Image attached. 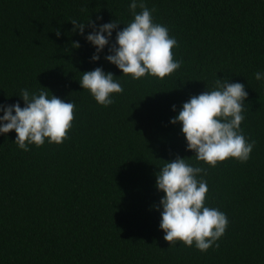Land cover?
<instances>
[{"label":"trees","instance_id":"16d2710c","mask_svg":"<svg viewBox=\"0 0 264 264\" xmlns=\"http://www.w3.org/2000/svg\"><path fill=\"white\" fill-rule=\"evenodd\" d=\"M143 2L177 41L181 67L162 80L123 76L105 59L134 19L132 0H0V105L24 107L21 90L41 87L75 105L60 145L24 152L14 131L0 134V264H264V79L254 76L264 73V0ZM73 19L120 24L98 61L86 40L93 29L74 33ZM98 67L123 89L107 107L79 83ZM217 79L245 86L240 129L255 146L247 162L213 168L170 121ZM177 156L205 169L197 177L207 182L205 206L228 219L206 252L169 245L160 229L156 174Z\"/></svg>","mask_w":264,"mask_h":264},{"label":"clouds","instance_id":"9594fccd","mask_svg":"<svg viewBox=\"0 0 264 264\" xmlns=\"http://www.w3.org/2000/svg\"><path fill=\"white\" fill-rule=\"evenodd\" d=\"M138 7L141 9L139 13L136 12ZM130 11L134 19L116 32L115 44L105 59L123 76L136 80L146 75L161 80L172 75L182 63L174 59L172 52L177 41L169 36L167 27L153 22L154 9L150 11L143 0H132ZM71 24L72 31L82 36L86 25L93 29L86 40L96 49L91 58L94 62L100 59V53L109 45L113 31L120 25L112 21L97 29L91 20L85 24L75 19ZM56 35L60 36L59 29ZM72 47L78 49L80 44L75 42ZM254 76L257 81L264 79L261 72ZM81 77V88L89 91L101 106L111 105L114 102L112 94L123 91L114 76L105 74L102 68L84 72ZM49 93L43 87L39 93L31 95L22 89L20 98L24 107L19 103L0 105L3 112L0 134L14 131V143L24 152L30 150L29 145L41 147L46 140L49 144L60 145L68 138L75 105L54 95L49 96ZM247 95L243 84L217 79L212 90L192 96L170 121L173 125H181L187 151L195 153L198 162L214 168L228 159L241 163L248 161L255 142L249 143L240 129ZM186 160L177 156L165 162L156 174V188L164 193L157 209H162L160 229L169 245L180 242L187 247L195 245L200 252H206L224 235L228 219L218 209L205 206L207 182L197 178L201 173L206 174L205 169L191 166Z\"/></svg>","mask_w":264,"mask_h":264}]
</instances>
